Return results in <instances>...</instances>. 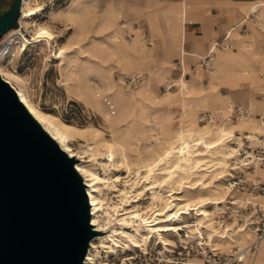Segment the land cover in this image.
Segmentation results:
<instances>
[{"label": "rangeland", "instance_id": "rangeland-1", "mask_svg": "<svg viewBox=\"0 0 264 264\" xmlns=\"http://www.w3.org/2000/svg\"><path fill=\"white\" fill-rule=\"evenodd\" d=\"M12 1L0 0V11L8 10ZM223 1L225 9L220 12L213 7L212 0H26L24 7L29 12L26 21L32 47L17 61L16 71L10 69L6 61L2 63L8 72L19 77L23 93L41 113L53 118L59 127L68 128V138L63 143L65 150L84 158L85 162L79 167L90 169L105 180L99 182L96 194L102 204L95 217L98 225L92 221L91 224L98 230H102L99 226H107L109 233L106 236L97 233L101 239L92 243L88 255L96 264L201 262L197 234L205 231L204 237L205 233L215 230L218 208L231 192L223 180L228 167L225 159L232 153L235 155L237 148L228 142L235 132H246L251 137L262 132L259 122L263 121L264 104L258 92L264 89L261 77L264 73V13L259 14L261 24L251 16V27L247 20L242 26L243 32L234 29L236 34H245L230 37L234 49L217 51L241 54L246 63H229L221 81L212 80L218 75V69L210 62L204 72L196 57L206 54L213 36L203 53L196 51L195 58H185V73L190 74L183 82L187 93H178V88L167 93L162 87L179 78L176 63L181 58V40L179 31L174 32L171 23L179 21L174 10L179 9L182 2L196 8L187 9L191 23L218 15L219 21H225V34L243 21L252 4L260 0ZM12 58L9 64H16L15 59L19 57ZM190 64L193 71L189 69ZM248 64L252 68L248 69ZM133 77L139 78L136 85L123 84L124 79ZM223 91L229 92V99L214 105V94ZM229 101L249 107L251 118H255L253 123L239 121L219 126L198 123V114L206 110L228 112ZM72 112H83L90 119H76ZM240 143L237 140L238 146ZM181 149L189 162L202 158L205 166L200 163L197 172L207 177L202 180L205 185L198 189L205 195L213 194V201L218 204L205 207L208 217H196L192 212L165 223L185 226L180 230L184 232L162 233L167 245L156 237L140 240L134 237L132 228L138 221L132 224L128 218L124 219L126 215L119 214L122 209L136 210L147 218L160 209V203L152 197L155 192L170 194L169 186L161 189L151 179L153 187L143 183L145 188L137 190L135 183L148 176V168L161 180V175L157 174L164 161L160 159H167L166 155L174 157ZM208 165L210 170L206 171ZM203 169L205 171H200ZM255 174L259 175L257 171ZM177 175L174 172V176ZM193 184L186 182L183 188L172 185L176 196H182L179 193L185 191L191 192L187 196L191 197ZM130 195H136L138 208L126 207ZM122 235L125 237H118ZM116 241L119 248H111ZM216 247L226 253L232 245L218 242ZM256 259L257 256L250 259V264H264L263 257Z\"/></svg>", "mask_w": 264, "mask_h": 264}, {"label": "water", "instance_id": "water-1", "mask_svg": "<svg viewBox=\"0 0 264 264\" xmlns=\"http://www.w3.org/2000/svg\"><path fill=\"white\" fill-rule=\"evenodd\" d=\"M21 0L0 11V38ZM76 157H69L0 77V264H83L96 236Z\"/></svg>", "mask_w": 264, "mask_h": 264}, {"label": "bare ground", "instance_id": "bare-ground-1", "mask_svg": "<svg viewBox=\"0 0 264 264\" xmlns=\"http://www.w3.org/2000/svg\"><path fill=\"white\" fill-rule=\"evenodd\" d=\"M25 4H26V0H23L22 13L24 14V17H28L29 12L27 11L28 9L27 10L25 9V7H24ZM263 6H264V0L257 1L249 9L247 14L245 15V17H246L245 23L247 20H249V22H247V23L249 26H251L250 21L253 20V19H251V16H253L255 18V20L257 21V23L261 24L262 21L259 18V12L258 11ZM119 18L121 19V16ZM23 23L25 24V26L28 29L29 24L27 23V21L26 20H20V24H23ZM10 32H11V30H9L5 35H7ZM226 32H229V38L232 35L239 36V37L245 36V34H236L234 32V30L231 31V28L229 30H227ZM140 36H141V40L144 43V38H143L142 34ZM181 43H182V41H181ZM217 51H219V49L214 50V54L211 57V62L213 64V66H215L218 69V75L215 77H212V80L221 81V79L223 77V70H224L225 66L229 63H235L238 61L240 62L242 58H241L240 54H223V53H219ZM203 57H200L199 59H201ZM184 73H185V69H184ZM0 76L12 88H14V90L16 91L20 101L23 103V105L25 106L27 111L31 114V116L39 123V125L42 127V129L59 145V147L64 152L67 153V155L69 157H76L79 160V162L75 165V168H76L77 172L83 178L84 183L86 185V193H87V197L89 200L90 212L92 210V212L90 213V215H91L90 225L92 226V229L94 232L100 233V234H103L106 236L109 233V229H105L107 226H104V227L99 226V228L102 230H98V229H96V227H97L96 225H98V224L96 223V220H95L97 213L102 208L101 201H99V199L97 198V195H96L98 193V185H99V182H104L105 180L102 178H99L90 169L79 167L82 165L83 162H85L84 158L82 156L76 154V153L73 154V153L65 150L66 147H65V144L63 143V141L68 138V134H67L68 128L67 127H59V125L55 123L53 118L41 113L35 107V105H33V103L23 93L22 88H21V86H22L21 80L19 79V77L8 72L7 69L4 67L2 62L0 63ZM184 81H186V79L183 76L182 77L179 76V78L175 81V85L178 88V91H177L178 93H182V92L184 94L187 93V90L183 87V86H185V84H183ZM167 83L164 85H167ZM167 93H169V92H167ZM240 95L243 96V93H241ZM228 96H229V92L223 91V92L216 93L214 98L216 97V99H218V97H220L221 100H225V99L228 100ZM233 105L234 104H228L227 107L229 108L230 106H233ZM254 119L255 118H253V119L248 118V119H245L242 121L253 123ZM259 127L262 128L261 134H264V117H263V121L261 120L259 122ZM219 146H220V144H219ZM166 153H167V151H166ZM185 153L186 152H184V149H181L177 153L178 155H176L174 157L166 155L167 159L166 158H165V160L160 159V160L164 161L162 164V168L161 169L159 168L160 173L157 174V175H161V178H160L161 180L158 181L157 176H155V174L153 173L152 168H148V171H147L148 176L142 177L141 178V179H143L142 181L139 180V181H137V183H135L137 190H143L145 188L144 186L146 184H148V185L150 184L151 187H153V183L151 180V179H153L154 183H157L161 189L166 185L169 186V188H170L169 193L170 194L162 195V194H160V192H157V193L155 192V195H154V197H152V199L154 201L160 203V209L154 210L152 212V214L147 218L142 217L140 215V213H138L136 210L128 211L127 209H122V211H121L122 213H120L119 216H125L126 215L127 217H125L124 219L128 218L129 220H131L130 223H132V224L134 222H137V221L139 222V224H137L138 223L137 222V223H135V225L134 224L132 225L133 231L135 232L134 237H136L140 240H143V241L156 237V238H158L160 243H162L163 245H167L166 243H164L162 233L178 232V231L184 229L185 226L181 227V225H176V226L165 225V223L172 222L176 217H178L180 215H188L192 212L195 213L196 217L197 216L198 217H208L207 211H205V207L207 205H210V204H216L215 201H213V197H214L213 194L205 195V194L201 193L200 189H198V187H200V185L201 186L205 185L202 183V180L207 177L206 174L197 172L198 165H200V163L202 162V158H196V159L194 158V160L190 161L191 162L190 163L189 160L187 161L186 158L184 157ZM237 153H238V149H237V152L235 155H233V153H232L230 155L231 157L226 158L225 160L236 159ZM216 154H218V152H216ZM197 157H199V156H197ZM202 163L200 166L203 165ZM189 164L191 165V167H187V166H190ZM203 166H205V164ZM210 166H212V165H210ZM207 167H209V165L206 166V168ZM209 168H207L206 171H208ZM213 168H216L215 165L213 166ZM200 171H205V170L203 169ZM174 172H177L178 175L174 176ZM211 172H212V169H211ZM257 173L259 174L257 176H259L260 178L264 177V170H257ZM176 177H179V180H174ZM219 179H221V177ZM185 181L188 183H194L193 184L194 187L191 186L192 187L191 189L193 191L192 192L193 196L187 197L188 195L191 194V192H185V191H182L179 193V194H183L182 196H176L178 194H175L172 184L174 183L178 187L183 188V184L186 183ZM143 183H146V184H144V186H142ZM206 187H202V188H206ZM151 189H153V188H151ZM180 191H181V189H180ZM131 196L132 195H130L129 202L126 205V207H129V209H133L135 207L138 208V206H135V204L139 203V200L137 199L136 195L133 197H131ZM256 201L258 203H260L262 206H264V197H256ZM225 204H227L226 201H224L223 203L220 204V206L218 208V213L216 215V219L219 218L218 214H220V212L223 210L222 207H224ZM221 205H222V207H221ZM153 214H154V217H153ZM92 216L94 217L93 219H92ZM120 220H122V219H120ZM91 221L93 224H96V225H92ZM140 222H142V223H140ZM141 232H143L144 234H141ZM204 232L205 231L200 230V232L198 234L196 233L197 237L202 238ZM217 233H218L217 229L210 231L209 234L205 233L207 235V238L209 239V241H208L209 244L214 247V250H220L218 247H216L218 242H221V243L228 242L232 246H244L253 240V235L249 231H242V230H235L232 228H227L224 233H221V235H217ZM114 234H116V232H114ZM116 235H118V234H116ZM97 236L94 237V240H91L90 248L88 250V253L85 257L83 264H96L94 262V259H92L90 257V255H88V254L91 251V249L93 248L92 243L96 239H99V238L101 239V236H99V237H97ZM118 237H125V235L118 236ZM133 246L137 247L135 244H133ZM262 247H264V245L261 246V248ZM106 248H108V247H106ZM111 248H115V249L119 248L117 241L114 242V246ZM260 249H259V251H260ZM259 251H258V253H259ZM247 261H245L243 264H246ZM197 264H201V263H197Z\"/></svg>", "mask_w": 264, "mask_h": 264}, {"label": "built area", "instance_id": "built-area-1", "mask_svg": "<svg viewBox=\"0 0 264 264\" xmlns=\"http://www.w3.org/2000/svg\"><path fill=\"white\" fill-rule=\"evenodd\" d=\"M22 3L19 10V17L17 19V27L12 29L7 35L0 38V63L5 62L10 69L18 68L17 61L28 53L32 47L30 43V35L25 24H20V20H26L22 13ZM243 21L238 23L231 31L238 29V32H243ZM235 45L229 38V32L218 40H215L209 47L207 54L198 60L199 67L207 72L211 57L214 50L218 49H234ZM14 55L19 57L15 59V63L9 64V60L13 59ZM180 77H185L183 56L176 63ZM193 71V66L191 67ZM1 77V76H0ZM264 78V73L261 74ZM2 78V77H1ZM139 81L138 77L126 78L123 84L127 86H134ZM163 91L168 92L176 89L174 82L170 81L163 86ZM14 89V88H13ZM261 102L264 104V89L258 92ZM72 115L76 119L89 120L82 112ZM252 113L249 107L242 105L230 106L228 112L223 111H209L198 114L197 121L202 125L219 126L236 123L248 118H251ZM237 140L241 142L240 147ZM230 145L238 149L236 159L228 160V167L226 169V176L223 177L225 186L230 187L231 192L226 196V202L223 210L218 214L216 219L217 235L224 233L227 228L235 230L249 231L253 235V240L244 246H232L226 253H221L219 250H214V247L209 244L207 235L202 238L196 237L197 243L200 246L201 252L199 256L201 262L188 264H243L245 261L255 259L259 249L264 245V206L256 201V197H264V177L260 178L255 173L257 170H264V134L254 135L252 137L246 132H235L232 139L228 142ZM222 180V179H221ZM238 195H243L238 197ZM183 232V231H180ZM179 237V235H177ZM188 238V236H185ZM206 238V239H205Z\"/></svg>", "mask_w": 264, "mask_h": 264}, {"label": "crops", "instance_id": "crops-1", "mask_svg": "<svg viewBox=\"0 0 264 264\" xmlns=\"http://www.w3.org/2000/svg\"><path fill=\"white\" fill-rule=\"evenodd\" d=\"M255 3H253L252 6ZM212 4H213V7L217 8L220 12H223V10L225 9L223 7V5H224V1L223 0H212ZM191 6H192L191 3L186 4L185 2L184 3L182 2L180 8L174 10V13L177 14V18L179 19V21H174L173 23H171V27L173 28L174 32H178L179 31V34H180L179 35L180 36V40L182 41L181 49H180V57L183 56L184 64H186V59L185 58H187V57L195 58L196 57V55H195L196 51L200 52V53H203L204 50L206 49V46L208 45V42H209L211 37L215 36V37H213L214 40L211 42V44L215 40H218V39L222 38L224 36L223 34H224V28H225V21H222L223 19H221L219 21L218 15L214 16L213 18L207 17V18L203 19V21L196 22V24L191 23L190 22L191 21V15H190L191 13L188 12L187 9H191V10L196 9V8H193V6L192 7ZM258 12H259V14L260 13H264V6L262 8H260ZM187 22H188V25H186ZM249 27H251V26H249ZM210 45H209V47H210ZM209 47L207 48V51L209 50ZM207 51H206V54H207ZM200 57L201 56H199V57L197 56L196 58L199 59ZM241 58L242 59H241L240 62L241 63H246V60L243 58L242 55H241ZM192 66H193L192 64L189 65L190 71H192L191 70ZM247 68L250 69L252 67L250 66V64H248ZM196 74H193L194 76L193 75L192 76L195 77ZM186 76L188 77V76H190V74L186 73ZM186 80H188V79H186ZM207 87L210 90L214 91L210 87L209 84H207ZM240 88L243 89V87H240ZM202 90L205 91L204 89H202ZM214 96H215V94H214ZM218 101L223 103V100H221L220 97H218V99H216V97H215L213 99V104L217 105ZM231 103L234 104L233 106L240 105L236 101H235V103L233 101H229L227 103V105L231 104ZM235 104H237V105H235ZM243 107H245V106H243ZM259 257H263L264 258V247H262L260 249V251H259V253L257 255V259H259ZM257 259H256V261H257ZM250 263L251 262H249V260L246 262V264H250Z\"/></svg>", "mask_w": 264, "mask_h": 264}, {"label": "trees", "instance_id": "trees-1", "mask_svg": "<svg viewBox=\"0 0 264 264\" xmlns=\"http://www.w3.org/2000/svg\"><path fill=\"white\" fill-rule=\"evenodd\" d=\"M7 11V10H6ZM3 12H5V11H3Z\"/></svg>", "mask_w": 264, "mask_h": 264}]
</instances>
